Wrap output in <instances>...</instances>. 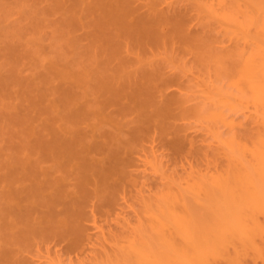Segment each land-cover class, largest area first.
<instances>
[{"label":"rangeland","instance_id":"obj_1","mask_svg":"<svg viewBox=\"0 0 264 264\" xmlns=\"http://www.w3.org/2000/svg\"><path fill=\"white\" fill-rule=\"evenodd\" d=\"M212 1L0 0V264H264V0Z\"/></svg>","mask_w":264,"mask_h":264},{"label":"bare ground","instance_id":"obj_2","mask_svg":"<svg viewBox=\"0 0 264 264\" xmlns=\"http://www.w3.org/2000/svg\"><path fill=\"white\" fill-rule=\"evenodd\" d=\"M217 1H218V2L212 1V3L215 2V3H217L218 5H219L220 3H222V2H220V0H217ZM223 1H224V0H223ZM215 3H214V4H215ZM225 3H226V2H225ZM217 4H216V5H217ZM227 4H228V3H227ZM221 5H222V4H221ZM212 7H213V5H212ZM212 7H211V5H210V8H212ZM215 7H216V6H215ZM220 7H221V6H220ZM226 7H227V6H226ZM261 7H262V9L260 10V8H259L260 11H259L258 13H260V12L262 13V10L264 11L263 6H261ZM218 8H219V6H218ZM218 8H217V9H218ZM223 8H224V7H223ZM226 9H227V8H226ZM218 10H219V9H218ZM211 11H213V9H212ZM214 11L217 12L216 9H214ZM256 11H258V10H256ZM212 13H213V12H212ZM127 14H128V13H127ZM262 14L264 15V12H263ZM148 17H149V16H148ZM262 17H263V16H262ZM262 17H261V18H262ZM150 18H151V17H150ZM150 18H149V20H150ZM154 18H155V17H154ZM138 19H139V18H138ZM144 19H145V18H144ZM156 19H157V18H156ZM156 19H155V20H156ZM149 20H148L147 24H146V21L144 22V24H146V25H148V26L150 25V26H149V28H150L151 26H154V24L152 25L151 22H149ZM152 20H153V18H152L150 21H152ZM157 20H158V19H157ZM157 20H156V22H157ZM130 21H131V20H128V22H130ZM160 21H161V20L158 21V24H159ZM134 22H135V21H134ZM139 23H140V20H139ZM126 24H127V22H126ZM128 24H129V23H128ZM130 24H132V23H130ZM134 24H135V23H134ZM159 25H160V24H159ZM161 25H162V24H161ZM161 25H160V26H161ZM129 26H130V25H129ZM134 26H135V25H134ZM134 26H133V27H134ZM160 26H159V27H160ZM162 26H163V25H162ZM162 26H161V27H162ZM183 26H184V25H183ZM261 27H262V30H261V32H262V31H264V30H263V27H264V26H261ZM123 28H126V27H123ZM127 28H128V27H127ZM137 28H138V27H137ZM141 28H142V26H141ZM152 28H153V27H152ZM177 28H178V27H177ZM139 29H140V28H139ZM183 29H184V28H181V30H180V29H179V30L182 31ZM127 30H128V29H127ZM129 30H130V29H129ZM131 30H132V29H131ZM131 30H130V31H131ZM135 30H138V29L135 28ZM149 30H151V29H149ZM123 31H124V30H123ZM130 31H129V32H130ZM132 31H134V30H132ZM153 31H154V30H153ZM163 31H164V30H163ZM125 32H126V31H124V33H125ZM136 32H137V31H136ZM136 32H135V33H136ZM146 32H147V31H146ZM146 32H145V33H146ZM182 32H183V31H182ZM132 33H133V32H132ZM132 33H131V34H132ZM145 33H144V35H145ZM153 33H154V32H153ZM133 34H134V33H133ZM142 34H143V33H142ZM152 35H153V34H152ZM180 35H181V34H180ZM263 35H264V33H263ZM263 35H262V36H263ZM134 36H135V34H134ZM141 36H142V35H141ZM182 36H183V35H182ZM126 37H127V36H126ZM131 37H132V36H131ZM145 37H147V35H145ZM148 37H149V35H148ZM148 37H147V38H148ZM155 37H156V36H155ZM184 37H185V36H184ZM128 39H130V38H128ZM135 39H136V38H135ZM145 39H146V38H145ZM185 39H186V38H185ZM146 40H147V39H146ZM153 40H154V39H153ZM189 40H190V39H189ZM139 42H140V41H139ZM148 42H149V41H148ZM151 42H152V41H151ZM151 42L148 43V44H151ZM127 43H129V42L127 41ZM148 44H147V45H148ZM248 56H249V55H248ZM248 56H246V57L249 58ZM252 56H253V55H252ZM255 56H256V55H255ZM253 57H254V56H253ZM262 57H263V56H262ZM244 58H245V57H244ZM244 58H243V59H244ZM255 59H256V58H255ZM257 59H258V58H257ZM244 60H245V59H244ZM248 60H249V61H248ZM258 60H259V59H258ZM254 61H255V60L252 61V59L250 60V58H249V59H247V62L245 61L246 63L244 62L245 64L243 63L244 65L242 64V61H241V64H240L241 67H239V69L242 68V75H241V76H243V79H240V80H241V81L244 80V82H241L240 84L245 83V84H243V86L246 85V86L248 87V89H250L251 91H253V92H254V96H255V98H257V99L259 100V99H261V98L264 99V97H262V96H264V94H262V93H264V85L259 83V82L264 83V82H263V80H264V71H262V70L264 69V67H262V66L260 67L259 64H257V63L255 64V62H256L257 60H256L255 62H254ZM262 62H263V59H262ZM260 63H261V62H260ZM263 64H264V62H263ZM263 64H261V65H263ZM242 66H243V67H242ZM261 68H263V69H261ZM239 69H238V70H239ZM240 70H241V69H240ZM240 70L238 71L239 73L241 72ZM155 75H156V74H155ZM150 76H151V75H150ZM153 77H154V75H153ZM262 78H263V79H262ZM260 79H262V81H261ZM261 85H263V86H262L263 88H261ZM144 86H145V85H144ZM249 86H250V88H249ZM136 87H137V86H136ZM148 87H149V86H148ZM141 88H142V87H141ZM145 88H146V87H145ZM145 88H143V89L145 90ZM245 88H246V87H245ZM121 89H122V88H121ZM143 89H142V90H143ZM246 89H247V88H246ZM248 89H247V90H248ZM262 89H263V90H262ZM140 90H141V89H140ZM111 91H113V90H111ZM122 91H123V90H122ZM136 91H137V93H138V91H139L138 87H137V90H136ZM146 91H147V89H146ZM251 91H250V92H251ZM118 93H119V92H118ZM144 93H145V91H144ZM147 93H148V92H147ZM150 93H151V92H150ZM112 94H114V93H112ZM142 94H143V92H142ZM148 94H149V93H148ZM115 95H117V94H115ZM251 95H252V94H251ZM261 95H262V96H261ZM150 96H151V95H150ZM260 97H261V98H260ZM131 98H132V96H131ZM252 98H253V97H252ZM257 99H255V100L257 101ZM263 99H261V100L264 101ZM112 100H113V99H112ZM138 100H139V99H138ZM261 100H259V101H261ZM139 101H140V100H139ZM110 102H111V100H110ZM114 102H116V101H114ZM141 102H143V101L141 100ZM141 102H137V103H140V104H141ZM107 103H108V102H107ZM260 103H261V102H260ZM261 104H262V103H261ZM142 105H144V104H142ZM219 115H220V114H219ZM219 115H217V116H219ZM77 117H78V116H77ZM219 117H221V116H219ZM79 134H80V133H79ZM65 138H66V137H65ZM69 138H70V137H69ZM71 138H72V137H71ZM74 138H75V137H74ZM77 139H78V138H77ZM72 140H73V139H72ZM69 141H70V140H69ZM78 142H80V141H78ZM62 143H63V142H62ZM60 144H61V143H60ZM68 145H69V144H68ZM71 145H73V144H71ZM55 146H56V145H55ZM57 146H58V145H57ZM100 146H101V145H100ZM46 147H47V146H46ZM62 147H63V146H62ZM97 147H98V146H97ZM53 148H54V147H53ZM63 148L66 149L67 147H63ZM74 148H75V147H74ZM87 148H88V150L90 149L89 147H86L85 150H86ZM58 149H59V148H58ZM67 149H68V148H67ZM75 149H76V148H75ZM55 150H56V149H55ZM80 150H82V149H80ZM85 150H84L83 152H85ZM58 151H59V150H58ZM68 151H69V150H68ZM68 151H67V152H68ZM51 152H52V151H51ZM53 152H54V151H53ZM53 152H52V153H53ZM56 152H57V151H56ZM56 152H55V153H56ZM59 152H60V151H59ZM64 153H66V152H64ZM70 153H71V152H70ZM113 153H114V152H113ZM116 153H117V152H116ZM57 154H58V153H57ZM60 154H61V153H60ZM73 154H75V153H73ZM73 154L71 153V155H73ZM80 154H81V153H80ZM118 154H119V153H118ZM50 155L53 156L51 153H50ZM63 155H65V154H63ZM75 155H76V154H75ZM47 156H48V155H47ZM55 156H56V155H55ZM55 156H53V157H55ZM61 156H62V155H61ZM112 156H113V155H112ZM117 156H118V155H117ZM120 156H121V155H120ZM68 157H69V155H68ZM77 157H78V155H77ZM59 158H61V157H59ZM114 158H115V157H114ZM120 158H121V157H120ZM63 159H64V158H63ZM73 159H74V158H73ZM115 159H116V158H115ZM117 159H118V158H117ZM117 159H116V160H117ZM71 160H72V159H71ZM74 160H75V159H74ZM76 160H77V159H76ZM69 161H70V160H69ZM69 161H68V162H69ZM84 161H85V160H84ZM84 161H83V162H84ZM118 161H119V160H118ZM64 162H65V161H64ZM66 162H67V161H66ZM76 162L79 163L80 161L77 160ZM111 162H112V159H111ZM112 163H113V162H112ZM71 164H72V163H71ZM71 164H70V166H71ZM73 164L75 165V161L73 162ZM120 164H121V161H119V165H120ZM114 165H118V162H116V164L114 163ZM71 167H73V166H71ZM112 168H114V167H112ZM107 170L110 171L111 169H110V170L107 169ZM113 170H114V169H113ZM111 171H112V170H111ZM105 172H107V171H105ZM112 172H113V171H112ZM107 174H109V172H108ZM102 177H104V176H102ZM106 177H107V176H106ZM106 177H104V178L106 179ZM87 178H88V177H87ZM87 180H88V179H87ZM106 180H107V179H106ZM52 182H53V181H52ZM53 183L55 184V181H54ZM53 183H52V184H53ZM245 190H247V189H245ZM247 191H248V190H247ZM248 193H249V192H248ZM61 195H62V193H61ZM244 196H245V195H244ZM248 200H249V199H248ZM237 204H238V203H237ZM237 204H236V205H237ZM236 205H235V206H236ZM237 206L240 208L239 205H237ZM238 207H236V208L238 209ZM238 211H239V214H240V210H238ZM235 212H237V210L234 211V214H235ZM239 214H238V215H239ZM231 215H232V214H231ZM235 215H236V214H235ZM235 215H234V216H235ZM238 215H237V218H238ZM239 217H240V216H239ZM240 220H241V219H240ZM256 220H257V219H256ZM256 222H257V221H256ZM238 223H239V221H238ZM240 223H241V222H240ZM255 264H256V263H255Z\"/></svg>","mask_w":264,"mask_h":264}]
</instances>
